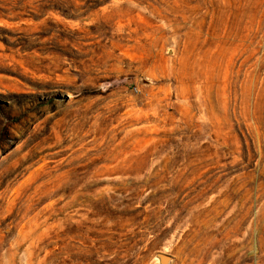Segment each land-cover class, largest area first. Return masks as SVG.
<instances>
[{
    "label": "rangeland",
    "instance_id": "374dc122",
    "mask_svg": "<svg viewBox=\"0 0 264 264\" xmlns=\"http://www.w3.org/2000/svg\"><path fill=\"white\" fill-rule=\"evenodd\" d=\"M264 264V0H0V264Z\"/></svg>",
    "mask_w": 264,
    "mask_h": 264
},
{
    "label": "water",
    "instance_id": "95a60500",
    "mask_svg": "<svg viewBox=\"0 0 264 264\" xmlns=\"http://www.w3.org/2000/svg\"><path fill=\"white\" fill-rule=\"evenodd\" d=\"M163 261H164L165 264H167V263L169 262V258L166 257V256H164V257H163Z\"/></svg>",
    "mask_w": 264,
    "mask_h": 264
}]
</instances>
